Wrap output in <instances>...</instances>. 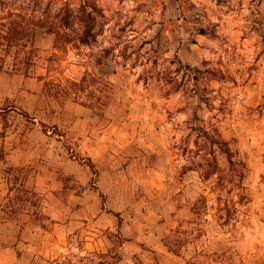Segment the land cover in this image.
<instances>
[{"label":"rangeland","instance_id":"rangeland-1","mask_svg":"<svg viewBox=\"0 0 264 264\" xmlns=\"http://www.w3.org/2000/svg\"><path fill=\"white\" fill-rule=\"evenodd\" d=\"M87 1L90 45L49 31ZM0 65V145L53 221L21 232L0 175V264H264V0H0Z\"/></svg>","mask_w":264,"mask_h":264},{"label":"trees","instance_id":"trees-1","mask_svg":"<svg viewBox=\"0 0 264 264\" xmlns=\"http://www.w3.org/2000/svg\"><path fill=\"white\" fill-rule=\"evenodd\" d=\"M98 7L85 2L76 11L70 7H65L58 13V24H51L48 29L53 34L59 36V32L69 28L72 19H75L81 25V34H78V40L83 45H90L91 40L96 39L95 28L97 25ZM58 40V39H57ZM4 70V66L0 65V75ZM79 84L74 81L68 82L67 87H59L58 95L63 96L67 100H77L79 98ZM2 109L0 108V111ZM90 167L96 174L97 171L92 162ZM0 175L8 184V194L2 205V213L9 216L10 219L17 221L20 225V231H25L27 225H35L41 229H47L48 225L53 224L51 218L44 211V195L36 186L28 187L27 183L31 179V173L25 168L10 165L7 160V153L2 145H0ZM118 216V215H117ZM120 245H123L124 239L119 235ZM119 246V247H121ZM88 259V258H87ZM84 259L80 262L82 263ZM92 264H119L121 256L119 252L112 253H93L88 259ZM50 264H77L73 259L57 258Z\"/></svg>","mask_w":264,"mask_h":264}]
</instances>
